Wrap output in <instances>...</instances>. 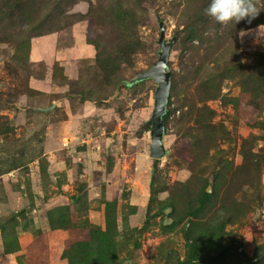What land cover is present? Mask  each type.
<instances>
[{"label": "rangeland", "instance_id": "rangeland-1", "mask_svg": "<svg viewBox=\"0 0 264 264\" xmlns=\"http://www.w3.org/2000/svg\"><path fill=\"white\" fill-rule=\"evenodd\" d=\"M209 2L0 0V264H69L65 251L76 239L90 240L97 259L95 230L107 229L108 208L115 264H185L184 233L204 185L212 193L218 174L229 178L244 162L246 139L255 138L247 147L257 153L264 144V97L251 105L240 78L227 74L264 57V9L251 23L225 26L205 15ZM121 9L127 20H119ZM162 35L171 44L172 87L167 154L155 159L157 83L125 82L157 62ZM133 41L139 47L128 61L121 51ZM212 85L219 87L206 101L213 128L196 137L192 107ZM237 171L227 194L200 212L197 234L216 224L224 244L257 263L264 163Z\"/></svg>", "mask_w": 264, "mask_h": 264}, {"label": "trees", "instance_id": "trees-1", "mask_svg": "<svg viewBox=\"0 0 264 264\" xmlns=\"http://www.w3.org/2000/svg\"><path fill=\"white\" fill-rule=\"evenodd\" d=\"M120 21L127 20L129 18V11L120 10L119 14L117 15ZM138 42L133 41L130 43L129 46H126L121 52L125 59L130 61L132 58V55L136 54L138 50ZM162 50V48H161ZM161 52V51H160ZM98 59L103 64L102 67H108L109 62L105 60H101V57L98 55ZM239 62V61H238ZM255 64L252 67L251 70H248L246 68H243L242 66H233L228 67L227 74L228 76L233 77H239L241 80L242 85V91L245 92V94H248L249 96V103L251 105H258L261 99L264 97V57L260 55L259 58L255 60ZM142 73V72H141ZM140 74V73H139ZM138 74V75H139ZM110 72L107 73V78L109 77ZM135 79V78H134ZM132 79L129 82H125V85L131 86L135 83L148 80H139L134 81ZM151 79V78H149ZM153 80V79H152ZM154 81V80H153ZM206 84V83H205ZM206 86H204L205 88ZM210 89L205 88L202 92V98L201 102H203V105L199 106L198 104H195V106L192 107V111L196 115V137L200 136V132L204 131L207 132V130H211L213 128V124L211 122V118L213 116V110H211L207 104L206 101L209 99H213L218 95L219 87L216 85H212L209 87ZM171 98V97H170ZM232 103H235L237 106L238 100L237 98L230 99ZM171 104V101L169 99L168 103V113L164 116L165 120V126L167 124V119L170 115V109L169 106ZM257 107V106H256ZM207 117V118H206ZM195 129V128H194ZM195 132V130H194ZM255 138L250 137L249 139H246L244 141V144L242 145V154L244 157V162L237 166L234 170L231 169L230 173L231 176L229 178H226V176H222V174H218L215 177L214 186H213V192H208L207 184L204 185L201 193L198 196V207L190 212V215L194 218L193 225L190 227V230L186 231L184 233L185 239L187 242V253L188 257L185 261V264H192V261L196 262V260L204 259L206 256L208 258L207 264H264V242L258 246V252L257 254L260 258V260L257 263H252V258L250 259L246 254H236L234 253V242H228L226 244L223 243V238L220 233V230H218V227L216 224L211 225H205L204 230L201 232L198 231L197 234V228L199 224H203V219L200 217V212L203 211L206 206L211 203L216 197H218L223 191V193L227 194V189L229 187V184L234 180L235 181V175L237 174V170H243L248 173L252 171V168L254 171H259L264 163V144L262 147H260L259 152H254L250 149H248V144H252L254 142ZM262 140L264 142V136L262 137ZM227 166H230V162L226 163ZM237 171V172H235ZM250 181V182H249ZM226 183H228V187L225 186ZM251 180H246L245 183L241 184V187L245 184H250ZM172 207V211L175 210L174 205H170ZM110 210L109 208L106 210V215L108 219V226L105 230L97 229L96 235L98 238V244L100 246V253L98 255L97 259H94L93 257L89 256V247H90V240L87 241L85 239H76L72 243L69 244V248L65 251L66 257L69 259V264H76L77 261L80 260V262H98L99 264H115L117 261L116 253L114 251V242L111 240V237L109 235L110 228H111V219H110ZM230 220H225L224 222H228ZM232 252L235 255V259L231 260L228 259V255H232Z\"/></svg>", "mask_w": 264, "mask_h": 264}, {"label": "water", "instance_id": "water-1", "mask_svg": "<svg viewBox=\"0 0 264 264\" xmlns=\"http://www.w3.org/2000/svg\"><path fill=\"white\" fill-rule=\"evenodd\" d=\"M163 39L162 35L160 40L162 50L159 53L157 62L134 79V81H139L151 78L157 83L154 96V108L150 118L152 123L150 155L155 159L163 158L167 154V149L164 143L166 130L164 116L168 113V103L172 87V75L168 69V58L171 44H165ZM54 107L55 104L46 108L35 107V110L48 112ZM207 191L210 192V190Z\"/></svg>", "mask_w": 264, "mask_h": 264}, {"label": "clouds", "instance_id": "clouds-1", "mask_svg": "<svg viewBox=\"0 0 264 264\" xmlns=\"http://www.w3.org/2000/svg\"><path fill=\"white\" fill-rule=\"evenodd\" d=\"M262 7L257 6V0H210L204 9L205 15L220 25H235L241 20H251L259 15Z\"/></svg>", "mask_w": 264, "mask_h": 264}]
</instances>
